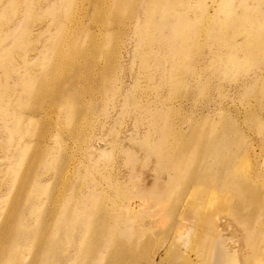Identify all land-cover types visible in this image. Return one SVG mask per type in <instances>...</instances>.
I'll return each mask as SVG.
<instances>
[{
	"label": "rangeland",
	"instance_id": "1",
	"mask_svg": "<svg viewBox=\"0 0 264 264\" xmlns=\"http://www.w3.org/2000/svg\"><path fill=\"white\" fill-rule=\"evenodd\" d=\"M206 142L233 177L261 171L264 0H0V230L16 204L31 242L49 229V264H106L116 239L136 264H195L199 229L182 259L165 255L191 194L215 233L210 264H264L263 206L212 172L187 185L214 163ZM78 211L107 238L99 260L86 259Z\"/></svg>",
	"mask_w": 264,
	"mask_h": 264
},
{
	"label": "bare ground",
	"instance_id": "2",
	"mask_svg": "<svg viewBox=\"0 0 264 264\" xmlns=\"http://www.w3.org/2000/svg\"><path fill=\"white\" fill-rule=\"evenodd\" d=\"M115 11H116V8L113 7V12H115ZM167 24H170V23H167ZM251 24H253V23H251ZM183 36H184V34H183ZM181 40L183 41V38ZM257 51L261 52L260 48H257ZM216 146H218L216 144V142L215 143L206 142V144H203L202 151H203V154L205 157L204 161L209 159V160H213L212 162H214V163H212V164H210V166H208L209 164L207 161V163H205L201 167V169L198 170L199 180H197L195 184H193V182L189 181L190 183L188 182L187 185L191 188L192 187H201V188L205 187L206 185H209L210 181L211 182L213 181V179L215 177V176H213L214 174H216L217 178H219L221 180L222 184H223V181L225 182L226 179L229 180V178H230L231 179L230 182H232V184H233L232 186L228 187V185H225V186L219 185L216 188L218 189L220 187H223L224 188L223 190H228L230 195L233 194V192L234 193L246 192V194L249 195V201H246L245 202L246 204L249 203V204L253 205L254 207L263 206V208H264V190L261 191V188L255 187L253 184L249 183V181H248V178L250 177V175L252 173L255 174V172H257L259 170V168H255V169L251 170L248 177L246 176L247 177L246 179H237V177L236 178L233 177L230 174V169H233V168H231L232 166L229 164L230 160L225 161L222 154L221 153L218 154V152H217L218 150H217ZM154 151L156 154H159L158 147H156L154 149ZM231 156H232V154L230 155V157ZM226 158H229V157L226 156ZM253 167H260V168L262 167L261 171H258L257 174H259L261 172H262V174H264V164L261 165V163H257ZM223 168H226V169H223ZM208 172H212L213 175L207 176ZM218 175H220V176H218ZM222 179H223V181H222ZM201 188H199V189H201ZM37 192H38V190L36 189L35 193L31 195V201H34V197H36V198L38 197ZM191 195H189V197H187V199L185 200V203L187 206L182 209V212L180 214L181 228L179 229L178 234L175 235L173 243H171V245H169L167 247V249L165 250V255L166 256H173V257L182 259V257H181L182 252L180 251L181 246L185 247V245L188 241V236H189L190 231L195 230V229H199L200 231L195 233V237H194V240L197 243V247H198V250H197L198 261L195 264H210L211 258L213 256L212 255V247H213L212 243H213V239H214L213 234H215V233L213 232L211 234L210 229L206 227L208 219L206 217H204V213H203V209L201 208V204L199 205L196 202H195L196 203L195 204L193 199H192L194 197H192ZM235 195H237V194H235ZM14 202L16 203V201H14ZM242 205H243V203L239 201L237 209L238 208L242 209V207H243ZM15 207H16V204L11 206V211H10L11 214L7 216V218L10 219V222L11 221L12 222L11 223L9 222L10 224L8 226L6 225L4 228H2L0 230V245L3 246V245H5L6 242H9V244L13 245L14 249L18 250L19 252L13 253V251H12V253H10V249H4L3 251L0 250V260H2L4 262L5 260L8 259V260H10L9 264H49V260L46 257H47V254L49 252V247H51V245L48 244V242H46V239H45V236L48 235L49 229L46 230V232L44 230L45 233L41 234L39 239L38 238L36 239V242H31V240H32L31 233H30L32 230L31 228L34 229L36 226L33 227L32 225H30L29 221H27L25 218H24L25 221H20V220L18 221L17 218H16L17 220L15 221L14 218L17 217V215L15 213V209H16ZM172 211H174V210H172ZM59 214H61V213H59ZM59 214H58V217H59ZM103 214L106 215L107 213L103 212ZM75 216L78 217V218H76L77 224L74 225L75 231L79 227L81 229V231L83 232L84 240L87 239L91 243L87 247L90 252L86 255V259L89 257L91 260L93 259V261L99 260L100 256H97L98 255L97 250L99 248L100 249L103 248L105 246L104 243H107V240H106L107 238L101 237L103 229L101 231H100V229H97L98 226L101 227L100 223L90 222L87 220L86 223L81 224V227H80V223L82 222V220L84 218V216L82 215V211H78ZM85 216L87 217V215H85ZM61 217H63V215H61ZM19 218H23V217L19 216ZM70 226H71V224H70ZM70 226H69V228H70ZM83 227H84V229H83ZM38 228L41 229L42 226L38 225L36 229L39 230ZM37 230H35V231H37ZM58 231L59 230H57L55 233H53V237L55 238V240H57L56 238L59 236ZM70 233L72 234V232H70ZM77 235H80V232L77 233ZM234 235H236V232L234 233ZM69 237L71 239V238H73V235H70ZM1 241H3V242H1ZM26 245L29 246L28 247L29 249L34 247L35 254L34 253L29 254L27 252L26 254L23 255L24 252L22 250H24L23 249L24 247H25V249H27ZM108 245H110V244H108ZM109 247H111V246H109ZM111 248H112V253L110 255L109 261L106 264H136V261L134 263V260H133V258H134L133 255H135V254H133L135 251L134 246H126L123 243H121V239H116ZM238 249H240V248L237 246V250ZM239 251L243 252L244 250L243 251H242V249L238 250V253H239ZM40 254H41V257L39 256ZM26 255H30V259L27 263L24 260ZM94 255H95V257L96 256L97 257L95 258ZM56 258H57L56 263H54V264L63 263V259L61 256H57ZM81 258H83V257H81ZM102 259L103 258H101V260ZM135 259H136V255H135ZM238 259L241 260L240 258H238ZM129 260H131L133 263H130ZM228 261H229V255L226 254V256L220 257L219 264H226V263H228ZM241 262H242L241 264H243V260H241ZM72 263H74V262H72ZM176 263L177 262L172 261V264H176ZM239 263H240V261H239ZM97 264H101V262H99Z\"/></svg>",
	"mask_w": 264,
	"mask_h": 264
}]
</instances>
